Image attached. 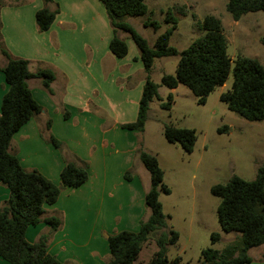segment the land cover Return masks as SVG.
<instances>
[{"label": "crops", "instance_id": "1", "mask_svg": "<svg viewBox=\"0 0 264 264\" xmlns=\"http://www.w3.org/2000/svg\"><path fill=\"white\" fill-rule=\"evenodd\" d=\"M6 1L0 8L4 46L13 57L29 60L31 72L48 69L55 74L52 93L41 79L28 81L42 112L14 135L10 153L26 171H39L61 187L58 201L46 205L43 215L60 219L61 225L56 231L44 222L31 226L26 239L38 243L47 236L48 252L64 264H107L109 236L137 232L151 215L143 206L151 177L137 167L142 133L121 128L138 116L146 79L140 52L124 39L128 55L112 54L114 31L100 0H53L50 7L58 5L60 12L43 33L36 25L43 0ZM6 64L0 52V68ZM8 89L0 71V114ZM51 135L62 143L61 149L49 142ZM77 160L88 164L89 179L78 188L64 187L61 171ZM127 172L130 181L125 179ZM9 196L0 182V204ZM163 208L169 218L164 203ZM255 249H260L257 257L250 254ZM249 255L250 264H264V245L251 249ZM0 264L7 263L0 259Z\"/></svg>", "mask_w": 264, "mask_h": 264}, {"label": "trees", "instance_id": "2", "mask_svg": "<svg viewBox=\"0 0 264 264\" xmlns=\"http://www.w3.org/2000/svg\"><path fill=\"white\" fill-rule=\"evenodd\" d=\"M45 6L36 13V25L40 33L48 31L60 12L50 6L53 0H43ZM105 6L114 37L110 42L112 54L118 58L128 55L126 41L119 37V32L129 34L140 52V58L146 72L145 84L139 102L136 121L123 124L122 129L145 131L151 103L159 97V89L164 86L170 90L179 85L186 86L199 104H206L207 98L223 86L233 72L232 89L222 93L221 101L229 110L249 121H264V66L256 59L239 57L232 66L228 54V40L224 34L223 24L215 16L205 17L199 24L205 34L196 39L187 49L179 51L171 46L170 40L178 28V19L169 10L166 22L171 24L160 34L154 46L138 33L134 27L124 21L127 16H142L149 12L146 0H100ZM0 0V8L7 5ZM227 11L235 21L253 12H264V0H227ZM146 27L155 31L160 29L159 22L148 19ZM1 27V24H0ZM264 43V37L262 38ZM0 52L7 64L0 68L9 86L5 94L0 114V182L10 191L4 204H0V259L7 264H64L47 250V236L41 237L38 243H30L26 239L29 227L44 222L52 231L60 225L56 217L43 218L46 205L58 201L61 187L47 179L39 171H26L17 156L10 153V145L14 135L33 117L42 112V106L35 100L28 81L41 79L45 89L52 93L51 85L55 74L48 69L31 72L30 61L13 57L4 46L0 35ZM179 57L176 75L165 74L161 84L155 83L150 76L156 59ZM174 103L172 94L161 107L171 110ZM50 123H48V128ZM226 130V128H225ZM224 131V129L222 130ZM165 139L172 144H179L191 154L197 141L195 129L179 128L167 124L164 128ZM49 142L61 149L62 143L49 137ZM140 143L138 156L151 177V188L145 195V205L151 211L148 220L143 221L137 232L122 231L108 238L111 260L107 264H134L152 234L160 233L156 238L158 250L151 260L145 264H183L182 258L171 260L168 247L176 245L180 234L168 230L167 216L160 201L161 194L170 195L171 189L164 182V170L156 155L143 149ZM88 164L79 160L69 162L61 171V182L64 187L78 188L89 179ZM125 179H132L131 172ZM212 195L221 199L217 208L218 222L226 233L239 235L238 241L224 251L207 248L201 252V264H250L252 258L249 251L264 245V163L257 170L254 181H246L234 175L226 184H217L210 189ZM212 244L221 240L219 233H212Z\"/></svg>", "mask_w": 264, "mask_h": 264}, {"label": "rangeland", "instance_id": "3", "mask_svg": "<svg viewBox=\"0 0 264 264\" xmlns=\"http://www.w3.org/2000/svg\"><path fill=\"white\" fill-rule=\"evenodd\" d=\"M146 4L148 14L127 16L124 21L131 24L151 46L160 34L171 27L166 22L169 10L178 19V28L170 44L179 51L187 49L205 34L199 24L212 15L223 24L232 66L239 57L256 59L264 66V12L248 13L235 21L227 11V0H146ZM148 19L159 22L160 29L155 31L146 27L144 23ZM119 37L127 39L139 52L129 34L121 31ZM178 61L179 57L156 59L151 79L161 84L163 75L175 76ZM141 74L139 72L134 77L136 83ZM233 83L231 72L226 83L217 87L204 105L199 104L198 98L184 85L175 90L162 86L159 97L150 105L145 131L141 134L143 149L157 156L164 170V182L172 191L170 195L160 196L166 213H170L167 231L173 229L180 234L178 243L168 247V257L171 260L181 257L183 264H201L203 250L214 248L224 251L238 241V234L221 229L217 214L221 199L212 195L210 189L217 184H226L234 175L254 181L258 168L264 163V121L246 120L229 110L220 99L222 93L232 89ZM169 94L173 95L174 103L171 110H165L161 105L167 101ZM167 124L197 131L193 153L188 154L179 144L165 139ZM137 167L143 168L150 180V174L141 161ZM143 206L147 208L145 202ZM212 233L221 235L216 244H212ZM159 234L150 236V241L143 246L134 264H145L151 260L158 250L156 238ZM259 250H252L251 256L257 257Z\"/></svg>", "mask_w": 264, "mask_h": 264}]
</instances>
